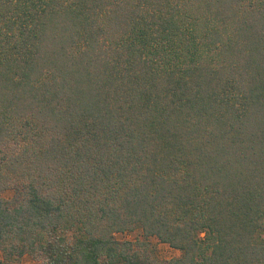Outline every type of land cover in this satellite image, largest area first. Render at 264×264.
Segmentation results:
<instances>
[{
  "label": "trees",
  "instance_id": "1",
  "mask_svg": "<svg viewBox=\"0 0 264 264\" xmlns=\"http://www.w3.org/2000/svg\"><path fill=\"white\" fill-rule=\"evenodd\" d=\"M0 251L264 264V0H0Z\"/></svg>",
  "mask_w": 264,
  "mask_h": 264
},
{
  "label": "rangeland",
  "instance_id": "2",
  "mask_svg": "<svg viewBox=\"0 0 264 264\" xmlns=\"http://www.w3.org/2000/svg\"><path fill=\"white\" fill-rule=\"evenodd\" d=\"M2 196L8 200H12L15 197V192L13 190H7L2 193ZM142 237V231L137 229L133 232H126L116 234L115 238L119 241L127 240L131 242H136ZM150 244L155 252V256L160 261H168L171 259L179 258L181 252L171 248L167 244L161 243L157 238L153 237L150 239ZM4 260L3 253L0 251V264ZM22 264H43L42 260L34 259L32 256L26 255L22 258Z\"/></svg>",
  "mask_w": 264,
  "mask_h": 264
}]
</instances>
